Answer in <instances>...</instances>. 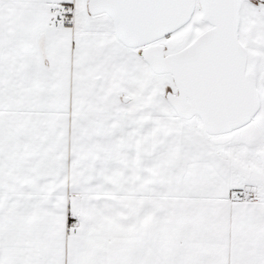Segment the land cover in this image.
I'll return each mask as SVG.
<instances>
[{
	"label": "snow or ice",
	"instance_id": "6c2138e0",
	"mask_svg": "<svg viewBox=\"0 0 264 264\" xmlns=\"http://www.w3.org/2000/svg\"><path fill=\"white\" fill-rule=\"evenodd\" d=\"M0 264H264V0H0Z\"/></svg>",
	"mask_w": 264,
	"mask_h": 264
}]
</instances>
